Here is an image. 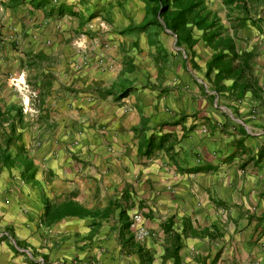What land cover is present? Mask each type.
Wrapping results in <instances>:
<instances>
[{"label": "crops", "instance_id": "obj_1", "mask_svg": "<svg viewBox=\"0 0 264 264\" xmlns=\"http://www.w3.org/2000/svg\"><path fill=\"white\" fill-rule=\"evenodd\" d=\"M211 30L256 50L258 97L216 92ZM14 133L37 170L0 161V264H264V0H0Z\"/></svg>", "mask_w": 264, "mask_h": 264}, {"label": "trees", "instance_id": "obj_2", "mask_svg": "<svg viewBox=\"0 0 264 264\" xmlns=\"http://www.w3.org/2000/svg\"><path fill=\"white\" fill-rule=\"evenodd\" d=\"M210 27V25L205 26V29L208 30ZM208 34L206 41L212 45L214 53L207 63V74L215 72L216 92L232 100H243L249 95L251 98L258 97L263 89L253 72L256 50L239 47L235 38L230 35L215 30L208 31ZM228 80L231 82L228 83ZM4 144V147L0 145V161L11 166L18 165L22 178L32 181L37 168L21 144L20 136L15 133L4 136ZM11 145L15 147L13 150ZM43 203L45 219L49 222L64 216L82 215L85 211L82 206L74 202L56 205L44 199Z\"/></svg>", "mask_w": 264, "mask_h": 264}, {"label": "built area", "instance_id": "obj_3", "mask_svg": "<svg viewBox=\"0 0 264 264\" xmlns=\"http://www.w3.org/2000/svg\"><path fill=\"white\" fill-rule=\"evenodd\" d=\"M134 237L139 241H144L150 235L149 229L145 226L143 222V216L140 213H135L132 216L130 224Z\"/></svg>", "mask_w": 264, "mask_h": 264}, {"label": "rangeland", "instance_id": "obj_4", "mask_svg": "<svg viewBox=\"0 0 264 264\" xmlns=\"http://www.w3.org/2000/svg\"><path fill=\"white\" fill-rule=\"evenodd\" d=\"M228 83L230 82L229 80L227 81ZM222 94V93H221ZM223 95V94H222ZM14 111H16V109H14ZM2 138V137H1ZM2 142H4V138H3V140H2Z\"/></svg>", "mask_w": 264, "mask_h": 264}]
</instances>
